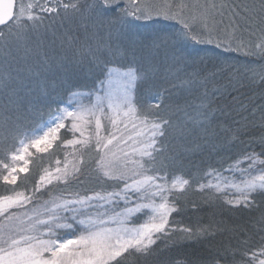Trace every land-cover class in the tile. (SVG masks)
Instances as JSON below:
<instances>
[{
  "label": "snow or ice",
  "instance_id": "6c2138e0",
  "mask_svg": "<svg viewBox=\"0 0 264 264\" xmlns=\"http://www.w3.org/2000/svg\"><path fill=\"white\" fill-rule=\"evenodd\" d=\"M27 7L38 11H30L24 18L25 6L21 4L19 14L14 16L13 0H0V25L5 26L0 29V51L15 44L24 47L26 55L46 56L39 46L35 50L25 46L29 31H38L43 24L40 13H94L109 17L111 43L106 46L111 59L105 62V79L99 82L103 95L100 91L89 93V97L95 95V102L89 99L85 106L81 103L83 94L73 93L75 110L72 106L58 108L53 123H43L46 131L42 134L26 130V121L36 109L32 106L30 110L32 102L23 101L16 90L10 89V74L0 72V93L7 101H0V181L5 185H17L19 174L28 171L30 149L47 152L66 126L80 133V138L62 142L79 146L76 151L80 154L71 166L44 169L30 191L12 187L0 194V264H139L154 253L156 240L169 230V217L176 211L175 195L190 187L189 180L182 176L168 180V170L179 157L168 154L165 140L173 131L181 138L190 135L189 125L204 128L208 120L202 105L193 114L179 104L170 105L161 92L164 84L183 89L189 83L178 66L187 67L195 62L194 57L179 46L185 41L215 43L225 51L264 56V27L258 29V36L252 33L255 39L233 47L229 38L221 39L214 32V16L223 5L209 0H93L90 4L44 0ZM243 10L253 13L255 7L245 6ZM260 13L264 14V0ZM139 20L150 24H134ZM166 20L178 23L176 31L157 27ZM261 22L264 24V15ZM141 27L147 32H141ZM109 64L118 67L109 68ZM138 84L143 86V98L134 99L130 94L137 91ZM8 111L14 119L5 115ZM180 112L183 116L177 117ZM104 118L112 130L102 135ZM84 126L90 129L87 136ZM90 151L96 153V179L107 187L42 200L58 185L67 189L80 180L84 156ZM261 155L264 153H247L230 165V172H239L246 179L237 183L213 170L208 175L215 183L201 185V191L210 189L225 196L232 192L226 204L251 207L257 196L264 197ZM245 161L247 167H241ZM184 231L191 237L209 229ZM232 256L233 264H264V244L256 250L237 248Z\"/></svg>",
  "mask_w": 264,
  "mask_h": 264
},
{
  "label": "trees",
  "instance_id": "16d2710c",
  "mask_svg": "<svg viewBox=\"0 0 264 264\" xmlns=\"http://www.w3.org/2000/svg\"><path fill=\"white\" fill-rule=\"evenodd\" d=\"M189 45L197 52L214 53L218 57L201 55L194 58L195 62H190L186 69L189 83L183 89L164 84L161 92L170 105L179 104L193 114L194 109L202 105L208 112V120L204 128L189 125L190 135L181 138L173 131L165 140L168 154L179 157L168 170V179L180 175L189 180L190 187L175 195L176 211L169 217V230L156 240L154 253L139 264H233L232 252L237 248L256 250L264 244V197L257 196L251 207H238L226 204L222 193L200 189L209 172L224 170L247 153H264V56L225 51L215 43L190 42ZM80 48L86 50L89 44ZM93 73L90 72L92 75L87 84H93L99 75ZM74 86L70 83L56 88L48 86L32 93L28 101L32 102L30 110L34 106L36 111L26 121V130L38 126L58 109ZM79 86L85 88L83 86L88 85ZM136 97L143 98V86L139 84ZM176 116L182 117L183 113ZM105 126L109 127L108 124ZM58 137L47 152L35 149L30 152L28 171L19 174L17 185H5L0 181V194L7 193L12 187L30 191L44 169L49 170L57 161L66 158L69 144L62 142L71 140L70 127L60 129ZM261 158L264 159V155ZM95 159L96 153L88 152L84 156V173L80 180L67 189L60 184L41 199L107 187L96 179ZM169 199L173 200V197ZM188 228L194 233L205 228L209 231L189 237L184 231Z\"/></svg>",
  "mask_w": 264,
  "mask_h": 264
},
{
  "label": "rangeland",
  "instance_id": "374dc122",
  "mask_svg": "<svg viewBox=\"0 0 264 264\" xmlns=\"http://www.w3.org/2000/svg\"><path fill=\"white\" fill-rule=\"evenodd\" d=\"M16 1L15 15L19 14L20 5L23 4L25 6L24 18L29 15L30 11H38L35 8L29 10L27 7L28 5L35 2H44V0ZM80 2L90 4L93 3V0H80ZM124 2L126 3L127 0H124ZM201 2H204V0H201ZM209 2H215L218 6L223 5V7H218V11L214 16V32L218 34L221 39L226 37L229 38L234 44L233 46L241 41L247 43L255 39V36H253L252 33L255 32L258 36V29L264 27V24L261 22V16L264 15L260 13L261 0H209ZM245 6H254L255 12L246 14L243 10ZM40 15L44 17L43 24L38 31H29L25 46L33 50L39 46L40 52L46 54V56L42 55L37 57L26 55L25 48L18 47L15 44L0 51V72L10 74V89L16 90L19 93L18 98L26 102L29 100L28 97L35 91H40V89L43 91L48 86L56 88L55 86L70 83L71 85L75 84L76 86L70 89L68 98L61 102L59 109L62 110L66 107L72 106V110H75V107L73 106V93L83 94L81 96V103L85 106L89 105V99L94 103L95 95L93 94L89 97L88 94L94 93V91H100V94L103 95L99 83L100 80L105 79V73L102 71L104 68L103 63L108 59H111V54L106 46L111 43L110 36L112 27L108 22L109 17L98 16L94 13H85L84 16H81L80 14L73 15L65 13H61L60 16H56L55 14L47 16L43 13H40ZM129 19L131 20L132 17H129ZM133 22L134 24L141 26L144 24H150L149 21L144 20ZM157 27H162L167 32H173L176 31L179 25L176 21L166 20L162 21ZM140 31L144 33L147 32L143 27L140 28ZM69 38H71V42H69ZM80 42L81 44L79 47H85L89 44V48L86 50L79 49L77 46ZM190 42L191 41H185L180 45L179 47L181 51L191 53L194 58H198L201 55L203 57L209 55L218 57L214 53L208 54L205 52H197L195 47L189 45ZM87 52H89V54H87ZM108 67H118V65L109 64ZM178 67L182 69L184 79L188 81L187 67H185L184 64H180ZM121 70L123 71L124 69ZM92 71L94 72L93 75H99L93 84H87V81L90 80V76L92 75L90 72L92 73ZM79 85L88 86L80 88L82 86ZM7 91L8 89H5V92ZM134 94L135 93H131L130 95L134 98ZM0 101L7 103L6 99H4L3 93H0ZM5 115L13 116V113L8 111ZM55 115H58L57 109L38 126L30 129V134L33 129L37 134H42L43 131H46V125L42 126L43 123L47 122V124H52ZM65 123L67 125V121H65ZM102 124V135L112 130L106 118L103 119ZM106 124L109 125L108 128H106ZM82 130L85 132V136L89 134L90 129L88 126H84ZM76 138H80V133L72 131L71 140ZM78 147L79 146L77 145H68L66 158L60 161L59 165L56 163V165L53 168H50L49 171H54L57 166L63 168L65 164L71 166L74 162V157L78 156V151H76ZM32 150L33 149H30V152ZM229 167L230 165L224 170L216 171L223 173L225 177H229L230 179L234 178L237 183L241 179L247 178L241 177L239 172H230L228 170ZM241 167H247V161H245ZM172 179L168 180L170 181ZM210 181L215 183L212 177L208 175L204 185L208 184ZM222 194L225 196L224 193ZM231 197L232 192H228L227 196H225L226 199ZM31 207V205H28V208ZM13 211L16 210L14 209Z\"/></svg>",
  "mask_w": 264,
  "mask_h": 264
},
{
  "label": "water",
  "instance_id": "95a60500",
  "mask_svg": "<svg viewBox=\"0 0 264 264\" xmlns=\"http://www.w3.org/2000/svg\"><path fill=\"white\" fill-rule=\"evenodd\" d=\"M13 3H14L13 13H14V16H15L17 1L13 0ZM9 23H11V21ZM2 26H4V25H0V27H2Z\"/></svg>",
  "mask_w": 264,
  "mask_h": 264
}]
</instances>
